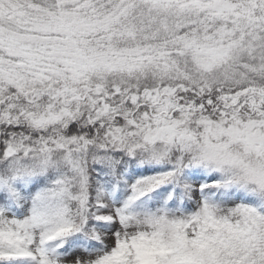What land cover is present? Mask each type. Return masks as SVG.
I'll return each mask as SVG.
<instances>
[{"label": "snow or ice", "instance_id": "6c2138e0", "mask_svg": "<svg viewBox=\"0 0 264 264\" xmlns=\"http://www.w3.org/2000/svg\"><path fill=\"white\" fill-rule=\"evenodd\" d=\"M0 264H264V0H0Z\"/></svg>", "mask_w": 264, "mask_h": 264}]
</instances>
